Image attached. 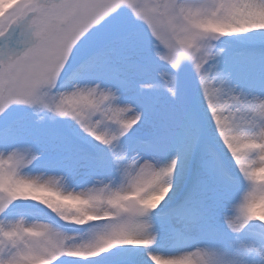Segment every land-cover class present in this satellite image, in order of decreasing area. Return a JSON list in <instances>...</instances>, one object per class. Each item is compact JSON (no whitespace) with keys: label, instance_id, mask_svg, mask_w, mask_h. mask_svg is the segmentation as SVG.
Here are the masks:
<instances>
[{"label":"snow or ice","instance_id":"1","mask_svg":"<svg viewBox=\"0 0 264 264\" xmlns=\"http://www.w3.org/2000/svg\"><path fill=\"white\" fill-rule=\"evenodd\" d=\"M0 264H264V0H0Z\"/></svg>","mask_w":264,"mask_h":264}]
</instances>
